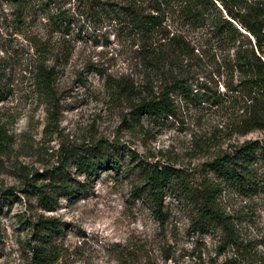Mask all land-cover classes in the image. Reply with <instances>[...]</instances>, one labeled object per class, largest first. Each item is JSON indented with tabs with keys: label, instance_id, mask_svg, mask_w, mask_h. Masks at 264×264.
Wrapping results in <instances>:
<instances>
[{
	"label": "rangeland",
	"instance_id": "rangeland-1",
	"mask_svg": "<svg viewBox=\"0 0 264 264\" xmlns=\"http://www.w3.org/2000/svg\"><path fill=\"white\" fill-rule=\"evenodd\" d=\"M87 4L0 0V129L6 134L0 141V264H34L40 242L31 224L41 214L53 220L44 237L53 249L51 264H224L231 251L219 245L218 233L194 226L197 201L190 193L211 175L202 163L264 136L234 131L241 110L232 98L219 104L206 99L214 90L231 95L225 83L232 76L221 62L233 50L217 47L206 24L168 18L171 34L193 47L182 61L188 92L172 94V115L145 114L138 123L112 84L127 77L157 91L160 82L139 65L137 40L125 26ZM65 15L67 26L59 22ZM40 63L55 65L51 106L36 80ZM97 142L103 145L98 153H112L120 170L102 168L88 181L69 164L59 172L75 191L59 196L51 210L40 208L31 184L48 181L42 175L59 165L60 148L81 151ZM139 161L182 170L183 182L163 189V223L151 197L139 196ZM219 203L264 260V183L247 191L227 185Z\"/></svg>",
	"mask_w": 264,
	"mask_h": 264
},
{
	"label": "trees",
	"instance_id": "trees-1",
	"mask_svg": "<svg viewBox=\"0 0 264 264\" xmlns=\"http://www.w3.org/2000/svg\"><path fill=\"white\" fill-rule=\"evenodd\" d=\"M76 1L88 3L84 6L90 9L96 4L104 16H112L113 20L125 26L132 38L137 40L138 47L135 51L139 65L146 70L148 78H157L160 82L157 91L153 90L152 85L136 83L127 77L112 84L114 92H111L128 101L131 120H137L139 123L141 116L145 114L172 115L175 108L172 94L176 91L182 94L188 92L186 73L182 69L186 64L183 65L182 61L189 58L193 47L181 34H171L168 30L166 20L175 16L189 25L206 24L210 39L217 47L227 46L233 50L232 55L227 52L221 62V66L232 76L230 84L225 83L231 95L217 94L214 90L206 99L213 104H219L230 97L233 102L240 104L238 108L241 112L233 125L236 133L245 135L253 130L264 132V0ZM80 15L82 16L83 12ZM63 20H67L66 26L71 22L67 15L61 17L59 22ZM175 69L178 71L174 73L172 70ZM233 73H236L237 77L235 82ZM35 76L39 88L48 98L46 102L50 106L53 105L51 98L54 93L55 65L40 63L36 67ZM5 137V132L0 129V141H4ZM100 149H103L100 142L94 147H83L81 151L62 146L59 165L42 175L48 181L38 186L36 183L31 184L36 186L38 206L51 210L57 205L59 196L75 191V186L70 183L68 177L60 175L59 172L69 164L88 181L102 168L120 170L121 165L112 153L105 151L99 154ZM263 165L264 136L261 140H245L202 163L206 174L211 175H205L198 188L190 193L197 201L192 222L194 226L203 228L206 233H218L219 245L231 251V256L224 260V264L264 263L254 245L241 236L232 217L219 203L221 193L227 185H235L247 191L264 183V171H261ZM137 170L143 181L139 196L146 193L151 197L154 210L163 223V189L177 182L182 183V170L170 165L146 166L140 161ZM36 180L33 178L32 182ZM80 186L83 187H76L77 190L84 189L83 184ZM2 193L5 197L12 195L10 189ZM52 221L41 214L37 221L31 224L33 233L40 242L34 249V264H51L53 249L48 248V243H45L47 239L44 237L49 236L48 232L53 230Z\"/></svg>",
	"mask_w": 264,
	"mask_h": 264
},
{
	"label": "water",
	"instance_id": "water-1",
	"mask_svg": "<svg viewBox=\"0 0 264 264\" xmlns=\"http://www.w3.org/2000/svg\"><path fill=\"white\" fill-rule=\"evenodd\" d=\"M243 32H245V31H243Z\"/></svg>",
	"mask_w": 264,
	"mask_h": 264
}]
</instances>
